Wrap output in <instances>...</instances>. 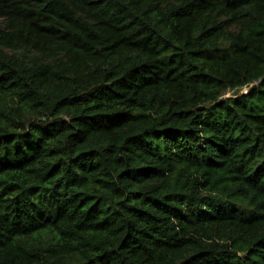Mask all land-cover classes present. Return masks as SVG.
<instances>
[{"label": "trees", "instance_id": "trees-1", "mask_svg": "<svg viewBox=\"0 0 264 264\" xmlns=\"http://www.w3.org/2000/svg\"><path fill=\"white\" fill-rule=\"evenodd\" d=\"M0 264H264V0H0Z\"/></svg>", "mask_w": 264, "mask_h": 264}, {"label": "rangeland", "instance_id": "rangeland-1", "mask_svg": "<svg viewBox=\"0 0 264 264\" xmlns=\"http://www.w3.org/2000/svg\"><path fill=\"white\" fill-rule=\"evenodd\" d=\"M230 94H233V92H229V95H230Z\"/></svg>", "mask_w": 264, "mask_h": 264}, {"label": "built area", "instance_id": "built-area-1", "mask_svg": "<svg viewBox=\"0 0 264 264\" xmlns=\"http://www.w3.org/2000/svg\"><path fill=\"white\" fill-rule=\"evenodd\" d=\"M247 90L245 89L244 92H246Z\"/></svg>", "mask_w": 264, "mask_h": 264}, {"label": "clouds", "instance_id": "clouds-1", "mask_svg": "<svg viewBox=\"0 0 264 264\" xmlns=\"http://www.w3.org/2000/svg\"><path fill=\"white\" fill-rule=\"evenodd\" d=\"M245 90V89H244Z\"/></svg>", "mask_w": 264, "mask_h": 264}]
</instances>
